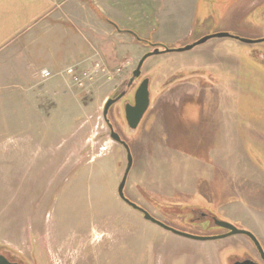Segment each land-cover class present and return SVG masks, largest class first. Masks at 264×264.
Listing matches in <instances>:
<instances>
[{"label": "rangeland", "instance_id": "1", "mask_svg": "<svg viewBox=\"0 0 264 264\" xmlns=\"http://www.w3.org/2000/svg\"><path fill=\"white\" fill-rule=\"evenodd\" d=\"M247 1L199 0L194 35L262 42L213 38L151 56L140 80L153 77L154 99L138 132L123 125L121 103L109 119L133 153L125 188L132 202L189 236L224 232L190 214L204 209L264 246V212L256 210L264 209V0L244 10ZM53 16H62L51 18L60 26L39 25L27 44L13 47L23 60L0 59V245L22 264H231L251 257L244 235L214 241L176 235L120 200L127 153L112 139L104 107L127 90L150 49L122 42L127 60L115 69L122 75L88 84L86 93L67 70L109 62L69 15ZM45 41L61 44L48 43L55 52L45 55ZM152 41L175 50L189 45ZM31 45L37 55H30ZM138 84L125 98L132 100ZM162 85L168 87L161 91Z\"/></svg>", "mask_w": 264, "mask_h": 264}, {"label": "crops", "instance_id": "2", "mask_svg": "<svg viewBox=\"0 0 264 264\" xmlns=\"http://www.w3.org/2000/svg\"><path fill=\"white\" fill-rule=\"evenodd\" d=\"M198 1L86 0L81 3L79 0H0V59L3 55L9 54L10 60L15 59L17 64L20 59L23 60L24 56L22 58V54L19 53L20 49L17 50L16 47L13 50V47L23 44V41L27 44L28 35L39 25L43 26L45 23L52 22L49 24L54 27L60 26L58 21H62V16L60 19L59 16H53L58 12L69 15L75 27L81 28L87 36L99 44L104 60L109 62L110 67H108L115 70L123 60H127H122L125 54L122 42L138 43L131 34L118 32L104 18L117 24L121 30H134L133 32L145 39L153 38L169 45L190 44L206 34L202 33L197 38L194 35ZM253 3L254 1L251 0L245 2L244 10L250 9ZM51 18H57L58 21L53 23L54 20ZM124 35L130 36L132 40H124ZM43 43L45 49L41 45L40 50L48 55L50 51L55 52V49L49 48L48 43L58 44L59 42L45 41ZM107 43L109 45L105 46ZM101 44L104 46L100 47ZM78 45H76L77 50L80 48ZM60 46H64V43ZM38 48L31 45L30 55L38 53L36 50ZM137 53L135 51L134 57ZM25 59L27 61V58ZM55 60L57 59L53 61ZM81 64L87 65L76 63L73 66ZM214 152L217 153V151ZM256 210L264 212V209L256 208Z\"/></svg>", "mask_w": 264, "mask_h": 264}, {"label": "water", "instance_id": "3", "mask_svg": "<svg viewBox=\"0 0 264 264\" xmlns=\"http://www.w3.org/2000/svg\"><path fill=\"white\" fill-rule=\"evenodd\" d=\"M108 23H110L111 25H113L115 27V29L120 32V33H129L131 34L134 38L135 41L142 46L148 47L150 50V52H148L139 62L136 70L133 72V76L132 78L129 80L128 84H127V90L123 91L122 93H120L118 96L110 98L107 102L106 105L104 107V113H103V117L104 120L106 122V124L109 127H112L113 125H111L109 123L108 120V114L110 109L112 108V106H114L115 104H117L119 101H121L122 99L125 98L128 90H130L132 88V86L134 85V83L136 81H138L137 79H139L141 77V75L143 74V68H144V64L146 62V60L148 58H150L153 55H158L161 53H170V52H185V51H189L194 49L197 46L200 45H204L206 44L209 40L213 39V38H234V36H232L229 33H219L216 35H212V36H206L198 41H196L193 44H189L183 48L180 49H173L175 48V46H165V45H160V44H156L153 43V41L151 39H143L141 37H139V35H137L135 32L131 31V30H121L117 24H115L114 22L104 18ZM247 42V41H246ZM249 43L254 44L255 42L253 41H248ZM177 47V46H176ZM154 79L151 75L146 74V76H144L143 78H141V80L139 79V84L136 87V89L134 90L133 97L132 100H128L127 103H124V119H123V125L126 127L127 131L129 130L132 133L138 132L146 114L148 113V111L151 109L152 107V103H153V92L151 90V85L153 83ZM173 82V80L171 81ZM169 85V84H168ZM168 85H162L161 87V91L164 87H168ZM126 99V98H125ZM112 139L117 142L118 144H120L121 146H123V148L125 149L126 153H127V168H126V172L124 174V177L119 185L118 188V194L120 196L121 199H123L129 206H131L132 208H134L137 211H141L144 214V218L147 221L152 222L153 224L160 226L161 228L170 231L176 235H180V236H184V237H189L192 238L194 240H199V241H207V240H211V239H217V238H209V237H201V236H189L186 235L185 233H182L170 226H168L167 224L163 223L162 221L157 220L156 218H154L153 216L149 215L143 208H141L140 206L133 204L132 202H130L127 197L124 194V189H125V185L127 182V176L133 166V157H132V153L130 150V146L129 144L122 139V137L120 136L119 133H117L116 131L112 130L110 133ZM216 225L222 229L228 230L229 233L224 236V237H229V236H235V235H246L248 236L256 245V247L258 248L259 252L261 253V255L264 257V251L263 248L259 242V240L257 239V237L249 232V231H241L239 229H237L233 224H230L228 222H223V221H216ZM15 251V250H14ZM12 253V254H11ZM16 253V252H15ZM15 253L12 251V249L8 248V246H1L0 245V264H19L18 259L21 261V258H19V254L15 255ZM17 254V253H16ZM18 258V259H17ZM22 262V261H21ZM20 262V263H21ZM28 264V262H26ZM239 264H255L252 261H246L243 263H239Z\"/></svg>", "mask_w": 264, "mask_h": 264}, {"label": "flooded vegetation", "instance_id": "4", "mask_svg": "<svg viewBox=\"0 0 264 264\" xmlns=\"http://www.w3.org/2000/svg\"><path fill=\"white\" fill-rule=\"evenodd\" d=\"M243 8H244V6H243ZM210 33L209 32H207L205 35L207 36V35H209ZM205 35H203V36H205ZM203 36H201V37H203ZM233 36V35H232ZM200 37V38H201ZM199 38V39H200ZM199 39H197V40H199ZM230 39H236V40H241L239 37H237V36H234V38H230ZM197 40H195V41H197ZM243 43H245V44H247V45H255V44H259L260 42H262L261 40H241ZM247 41V42H246ZM248 41H253V42H255L254 44H252V43H249ZM260 57H262V55H259ZM140 79V78H139ZM139 79H137V80H139ZM180 79V78H179ZM181 79H183V77H181ZM205 85V84H204ZM200 86L202 87L203 86V84H200ZM198 87L197 89L199 90L201 87ZM201 92V91H200ZM188 95H190V93H188ZM221 99V98H220ZM128 100L129 99H123V101H119L117 104H119V103H121L122 105H124V103H127L128 102ZM221 101V100H220ZM115 106H116V104H115ZM230 106V105H229ZM117 110V112H118V110H121V109H119V108H117L116 109ZM120 112V111H119ZM117 118L116 119H118V117H120V115H118L117 114V116H116ZM108 120H109V123L111 124V125H113L112 124V122H111V120L109 119V114H108ZM118 121H122L120 118L118 119ZM112 130H114L115 131V128L112 126V127H109V131H110V133H111V131ZM123 139V138H122ZM124 140V139H123ZM130 150H131V148H130ZM131 153H132V151H131ZM132 157H133V153H132ZM133 162H134V157H133ZM128 164V163H127ZM133 167V166H132ZM126 168H127V166H126ZM132 169V168H131ZM131 171V170H130ZM125 172H126V169H125ZM130 173V172H129ZM129 175V174H128ZM127 178H128V176H127ZM127 184V183H126ZM125 188H126V185H125ZM124 194H125V196L127 197V199L130 201V202H132L131 200H130V198L128 197V194L126 193V190L124 189ZM120 197V196H119ZM120 200L122 201V202H124V203H126L123 199H121L120 198ZM133 204H136V203H134V202H132ZM136 205H138V204H136ZM139 206V205H138ZM219 206V205H218ZM221 209H223L222 207H221ZM194 210H198V212L197 213H194V212H192V211H194ZM141 214H143L141 211H139ZM190 214H192V215H198L199 217H196V218H198V219H200V220H202L203 222H208V227H209V229L210 228H213V227H218L217 225H216V221L218 220L217 218H216V216H214V215H212L210 212H208L207 210H204V209H190ZM143 216H144V214H143ZM154 217V216H153ZM155 218V217H154ZM157 219V218H156ZM192 219H194L193 217H192ZM157 220H159V219H157ZM159 221H161V220H159ZM157 226V225H156ZM158 227H160V226H158ZM220 228V227H219ZM222 229V228H221ZM225 230V229H224ZM229 233V231L228 230H225L224 232H222V233H217V234H215V235H209L208 237L209 238H217V239H211V241H214V240H222V239H225V238H227V237H224V236H226L227 234ZM235 236H237V235H235ZM244 236H246V235H244ZM229 237H231V236H229ZM247 238H248V240H249V242L247 243V245L249 246V250L253 253V255L251 256V257H247V259H245V260H242V261H232V263L231 264H239V263H243V262H246V261H252V262H254L255 264H264V257L261 255V253L259 252V250H258V248L256 247V245L254 244V242L248 237V236H246ZM258 239V238H257ZM259 240V239H258ZM207 241H209V240H207ZM260 242V241H259ZM261 244V243H260ZM262 246V245H261ZM262 248H263V251H264V246H262ZM18 259V258H17ZM18 262H19V264H22V262L18 259ZM21 262V263H20Z\"/></svg>", "mask_w": 264, "mask_h": 264}, {"label": "built area", "instance_id": "5", "mask_svg": "<svg viewBox=\"0 0 264 264\" xmlns=\"http://www.w3.org/2000/svg\"><path fill=\"white\" fill-rule=\"evenodd\" d=\"M123 68L117 70H110L103 62L95 60L91 62L86 68L82 65L71 66L67 70V75L72 79L73 83L90 93V87L88 84L101 82V81H112L116 77L122 75ZM42 76L44 78L50 77L51 73L43 71Z\"/></svg>", "mask_w": 264, "mask_h": 264}]
</instances>
